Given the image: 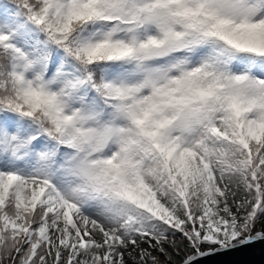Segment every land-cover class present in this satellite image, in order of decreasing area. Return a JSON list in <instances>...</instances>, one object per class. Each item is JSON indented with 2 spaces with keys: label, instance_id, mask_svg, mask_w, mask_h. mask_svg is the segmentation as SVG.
Returning <instances> with one entry per match:
<instances>
[{
  "label": "snow or ice",
  "instance_id": "6c2138e0",
  "mask_svg": "<svg viewBox=\"0 0 264 264\" xmlns=\"http://www.w3.org/2000/svg\"><path fill=\"white\" fill-rule=\"evenodd\" d=\"M2 7L0 264L264 240V0Z\"/></svg>",
  "mask_w": 264,
  "mask_h": 264
},
{
  "label": "water",
  "instance_id": "95a60500",
  "mask_svg": "<svg viewBox=\"0 0 264 264\" xmlns=\"http://www.w3.org/2000/svg\"><path fill=\"white\" fill-rule=\"evenodd\" d=\"M196 264H264V240L200 258Z\"/></svg>",
  "mask_w": 264,
  "mask_h": 264
},
{
  "label": "rangeland",
  "instance_id": "374dc122",
  "mask_svg": "<svg viewBox=\"0 0 264 264\" xmlns=\"http://www.w3.org/2000/svg\"><path fill=\"white\" fill-rule=\"evenodd\" d=\"M4 2L2 1V0H0V14H2V12H3V5H5V4H3ZM257 227H259V225L257 226ZM182 255V254H181ZM160 259L163 261L164 260V258H163V256L161 255L160 256ZM175 260H177V258L175 259V257H173L172 256V258H171V261H169V264H173V262L175 261Z\"/></svg>",
  "mask_w": 264,
  "mask_h": 264
},
{
  "label": "bare ground",
  "instance_id": "6f19581e",
  "mask_svg": "<svg viewBox=\"0 0 264 264\" xmlns=\"http://www.w3.org/2000/svg\"><path fill=\"white\" fill-rule=\"evenodd\" d=\"M142 247H146V245H142ZM169 251L171 252V249H169ZM188 251H191V249H188ZM155 254V253H154ZM181 256H183V252H181ZM181 256H176V255H173V257H175V259L177 258V260H175L173 262V264H178L179 260L181 259ZM163 258L165 259V257L163 256Z\"/></svg>",
  "mask_w": 264,
  "mask_h": 264
},
{
  "label": "trees",
  "instance_id": "16d2710c",
  "mask_svg": "<svg viewBox=\"0 0 264 264\" xmlns=\"http://www.w3.org/2000/svg\"><path fill=\"white\" fill-rule=\"evenodd\" d=\"M5 1H7V2H9V3H11V2H12V0H5Z\"/></svg>",
  "mask_w": 264,
  "mask_h": 264
}]
</instances>
